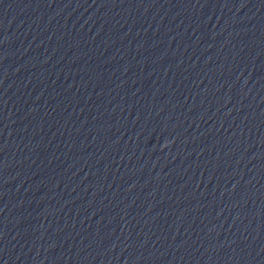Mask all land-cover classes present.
Segmentation results:
<instances>
[{"label": "water", "instance_id": "95a60500", "mask_svg": "<svg viewBox=\"0 0 264 264\" xmlns=\"http://www.w3.org/2000/svg\"><path fill=\"white\" fill-rule=\"evenodd\" d=\"M0 264H264V0H0Z\"/></svg>", "mask_w": 264, "mask_h": 264}]
</instances>
